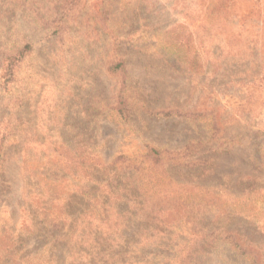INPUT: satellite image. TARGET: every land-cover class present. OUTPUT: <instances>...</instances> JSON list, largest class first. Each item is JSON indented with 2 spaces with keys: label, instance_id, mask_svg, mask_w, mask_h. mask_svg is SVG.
<instances>
[{
  "label": "rangeland",
  "instance_id": "1",
  "mask_svg": "<svg viewBox=\"0 0 264 264\" xmlns=\"http://www.w3.org/2000/svg\"><path fill=\"white\" fill-rule=\"evenodd\" d=\"M121 59L127 73L111 74ZM126 98L128 118L120 113ZM3 132L0 242L15 245L8 263L32 254L33 264H68L69 256L143 264L162 253L138 251L155 234L123 261L111 253L120 240L118 197L102 207L103 195L117 193L124 159L138 167L152 147L180 151L185 165L168 171L160 187L201 200L189 206L192 234L175 227L158 236L173 249L172 263L178 249L222 229H240L264 247L246 215L264 216V0H0ZM75 157L88 167L63 166ZM112 164L118 170L104 169ZM249 186L261 191L252 194L254 208L239 202ZM51 188L58 200L49 199ZM92 194L97 205L86 215L110 212L78 220L80 202ZM201 256L200 264H248L227 242Z\"/></svg>",
  "mask_w": 264,
  "mask_h": 264
},
{
  "label": "trees",
  "instance_id": "2",
  "mask_svg": "<svg viewBox=\"0 0 264 264\" xmlns=\"http://www.w3.org/2000/svg\"><path fill=\"white\" fill-rule=\"evenodd\" d=\"M13 60L14 58H11L9 60V64H11L9 67L10 73L11 70L13 69V66L16 64V62L13 63ZM109 72L113 75L116 73H123L125 75L127 72L124 61L121 59V61L119 62L111 63ZM8 82L9 79L7 80V83ZM120 106H121L120 113L124 117L126 115L127 118L130 117L131 108L129 105V100L127 98L126 100L122 99L120 102ZM160 114L165 118H169L172 116L173 113L162 111L160 112ZM5 140H6L5 132L0 133L1 149L5 143L4 142ZM179 152L180 151H174L169 149H156L152 147L147 151L144 160L140 163V166L138 167L130 163L127 164L126 162L130 161V159L121 158L124 159L123 165L119 169L122 171H120V173L117 174L116 178L114 177L115 178L114 182L116 183L115 189L117 193L110 191L108 196L103 195L105 202L102 204V207H105L104 205L108 204L111 198L115 199L118 197V201H115L114 204L119 205L117 207L119 211L116 210L117 212L115 213V216L117 215L118 216L117 219H119L121 222L120 229L118 231L120 240L117 239L118 241H113L112 242L113 245L109 246V250L111 253L112 252L118 254L120 253V257H124L121 259L122 261L125 259V256L127 254L129 253L131 254V251H129L131 246L135 244L138 246L141 243H144L145 239L150 240L152 238V235L155 234L154 238L156 239V241H148L145 245L139 246L138 251L141 253V256L142 255L145 256V253H147L151 249H154L155 251H162V253L160 254H157L156 252L151 253L150 255L153 256L152 261L151 259H147L142 256L143 257L142 263L143 264H174L172 263V260L169 258L170 252L173 249L169 248L167 244L163 243V239H159L158 236L162 234L164 236L170 237L171 232L174 231V229L176 228H177L176 231L177 230L182 231L183 229H186L184 231L185 233L189 232V234H192L191 232L193 229V225L189 227L188 225L190 224V221L188 220L190 217L196 214V211L194 208L191 207L194 206L197 207L198 204H200L199 201L201 200H198L196 198H190V196H187L188 198L184 199L183 195H180L183 193L182 191L174 192L171 190H165L160 187L161 181L167 180L168 171L171 172L174 167L185 166V165H180V159L178 160V157L176 156V154ZM60 154L62 155V152ZM63 161H64L63 166L76 165L78 167H88L87 158L75 157L74 159H72V161L71 158L70 159L63 158ZM55 164L57 166H62L60 161L56 162ZM114 164H112L111 168L110 166L106 165L104 169L106 171H113L116 166ZM92 170H96L97 172H99L98 170L100 169L98 167H93ZM51 175L53 177V181L54 179L61 180L59 174L53 175L51 172ZM124 175H129V176L124 177ZM43 180H45L47 183L52 182V181H47L45 178H43ZM117 187L119 189H117ZM52 188L54 189L53 186ZM52 188L51 190L45 189V192H47L48 197L50 195L49 199H51L52 201L58 200L59 198L57 196V191H54ZM260 192L261 191H258L255 186H249L248 188L243 187V190L241 192L242 194H239L240 205H242V207H244L245 205H251L254 208L259 198L253 197L252 194H259ZM50 193L52 194V196ZM82 194H83L82 191L81 193L78 192L76 197L79 196L82 197L83 196ZM93 196L95 195L92 194L91 196L86 197L85 200L80 202L79 209H82V211L79 213L77 210L76 215L78 220L83 219V217L86 215V213L89 210L96 208L97 205L95 201L96 198H93ZM49 199L47 200V202L49 201ZM187 203H189L190 205L186 206ZM252 210L256 211L255 209ZM107 211L110 212V209H104L103 211H100V213L97 212V214L91 216L86 215V216L89 218L92 216L93 217L96 216L98 217V219L106 218ZM112 211L113 210H111V213ZM229 215L226 212L225 216L228 219H231L229 218ZM246 215L249 218H251L249 224L252 225V227H254L256 233L260 235L262 238H264V216L262 215V213L258 211V213H255L253 215L250 213ZM118 222L119 221L115 222L111 226H107L106 231L108 229L113 231L114 226L117 225ZM65 224H67L68 228L70 229L72 223L66 221ZM197 233H201V231H197ZM82 237H85V235H83ZM63 239H64V235H63ZM67 241L69 242L70 240L67 239ZM181 241L188 242V240H186L185 238H183ZM217 241L229 243L232 246V248L236 252H238L239 256H241L244 260L248 261V264H264V247H259L254 241H250L249 239H246L244 233H242L240 229L234 230L233 228L222 229L221 232L217 231L216 233L207 234L206 236L203 234L202 237L198 241H196L195 245H193L188 251H185L187 252V255L185 256L182 255V253L184 254L185 252H183L181 248L178 249L179 256L176 257L175 264H198V263L200 264L202 262L199 261V257L201 256V253H205V250L213 249L215 245L218 243ZM55 245L56 243L53 242V248L55 247ZM13 248H15V245L13 243L0 242V264H13L12 262L8 263L6 261V258L9 257V253L10 251L13 250ZM31 255L32 254L26 255L27 256L26 261L24 257H21L18 260V262H16L15 264H33ZM201 257L204 258V254ZM157 258L159 259V261L156 260ZM68 260H69L68 264H107L104 260H102L100 256H93L92 258L91 256H89L84 263H82L83 259H80L79 257L75 258L69 256ZM124 263L127 262H121V264ZM58 264H66V263L61 260L58 262ZM130 264L133 263L131 262ZM134 264H138V263L134 261Z\"/></svg>",
  "mask_w": 264,
  "mask_h": 264
}]
</instances>
